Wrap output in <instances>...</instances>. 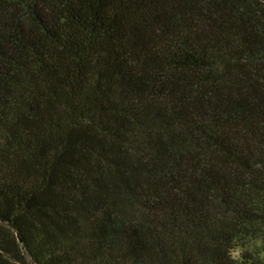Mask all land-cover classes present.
<instances>
[{"label":"trees","instance_id":"16d2710c","mask_svg":"<svg viewBox=\"0 0 264 264\" xmlns=\"http://www.w3.org/2000/svg\"><path fill=\"white\" fill-rule=\"evenodd\" d=\"M263 257L264 0H0V264Z\"/></svg>","mask_w":264,"mask_h":264},{"label":"rangeland","instance_id":"374dc122","mask_svg":"<svg viewBox=\"0 0 264 264\" xmlns=\"http://www.w3.org/2000/svg\"><path fill=\"white\" fill-rule=\"evenodd\" d=\"M248 244H249L250 246H252V245L255 244L256 246L260 247L261 244H262V241H261V240H253V241L249 242ZM262 260H263V261H262V264H264V257H263Z\"/></svg>","mask_w":264,"mask_h":264},{"label":"clouds","instance_id":"9594fccd","mask_svg":"<svg viewBox=\"0 0 264 264\" xmlns=\"http://www.w3.org/2000/svg\"><path fill=\"white\" fill-rule=\"evenodd\" d=\"M233 259H238L239 258V253H237L235 256L232 257Z\"/></svg>","mask_w":264,"mask_h":264},{"label":"water","instance_id":"95a60500","mask_svg":"<svg viewBox=\"0 0 264 264\" xmlns=\"http://www.w3.org/2000/svg\"><path fill=\"white\" fill-rule=\"evenodd\" d=\"M17 237H18V235H17ZM18 240H19V242H20V239L18 238Z\"/></svg>","mask_w":264,"mask_h":264}]
</instances>
